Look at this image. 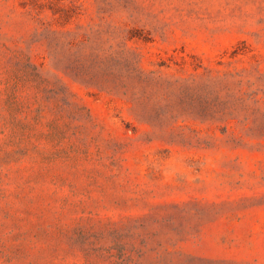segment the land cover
Returning a JSON list of instances; mask_svg holds the SVG:
<instances>
[{
    "label": "rangeland",
    "instance_id": "1",
    "mask_svg": "<svg viewBox=\"0 0 264 264\" xmlns=\"http://www.w3.org/2000/svg\"><path fill=\"white\" fill-rule=\"evenodd\" d=\"M0 264H264V0H0Z\"/></svg>",
    "mask_w": 264,
    "mask_h": 264
}]
</instances>
